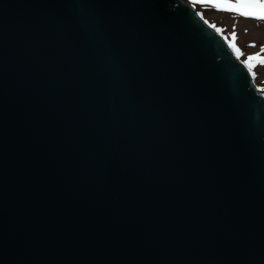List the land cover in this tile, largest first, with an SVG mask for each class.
I'll list each match as a JSON object with an SVG mask.
<instances>
[{"label":"water","instance_id":"water-1","mask_svg":"<svg viewBox=\"0 0 264 264\" xmlns=\"http://www.w3.org/2000/svg\"><path fill=\"white\" fill-rule=\"evenodd\" d=\"M184 0H0V264H264V95Z\"/></svg>","mask_w":264,"mask_h":264},{"label":"rangeland","instance_id":"rangeland-1","mask_svg":"<svg viewBox=\"0 0 264 264\" xmlns=\"http://www.w3.org/2000/svg\"><path fill=\"white\" fill-rule=\"evenodd\" d=\"M192 4L203 15V17L216 29H221V34L228 40L237 56L236 48L240 50L242 55L238 58L244 63L247 62L249 56H259L260 60H264V21H258L254 18L240 17L238 13L226 11L223 7L217 8L215 5L221 6L226 4H235L237 0H184ZM235 30L236 39L233 41L232 35ZM251 45H255L252 47ZM253 65L250 68L254 74L255 82L258 88L264 94V64L259 60L251 61ZM247 65V63H246Z\"/></svg>","mask_w":264,"mask_h":264},{"label":"snow or ice","instance_id":"snow-or-ice-1","mask_svg":"<svg viewBox=\"0 0 264 264\" xmlns=\"http://www.w3.org/2000/svg\"><path fill=\"white\" fill-rule=\"evenodd\" d=\"M193 2L195 3L196 0H193ZM215 7H223V9L226 11H233L235 13H238L240 17L254 18L258 21H264V0H237V3L235 4H226L223 6L217 4L215 5ZM205 23L208 22L205 21ZM216 31L221 32V29L217 27ZM232 39L233 41L236 39L235 30H233ZM251 46L255 47V45ZM232 47L235 48V45L233 44ZM235 50L238 57L242 55L238 48H236ZM261 51L264 52V48H262ZM253 60H259L261 64H264V60H260L259 56H249L246 62L249 68L253 67V65L251 64V61Z\"/></svg>","mask_w":264,"mask_h":264}]
</instances>
